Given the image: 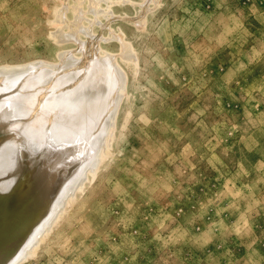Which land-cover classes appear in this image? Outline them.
<instances>
[{
  "label": "rangeland",
  "instance_id": "obj_1",
  "mask_svg": "<svg viewBox=\"0 0 264 264\" xmlns=\"http://www.w3.org/2000/svg\"><path fill=\"white\" fill-rule=\"evenodd\" d=\"M91 53L125 80L106 153L2 264H264V0H0V65Z\"/></svg>",
  "mask_w": 264,
  "mask_h": 264
},
{
  "label": "bare ground",
  "instance_id": "obj_2",
  "mask_svg": "<svg viewBox=\"0 0 264 264\" xmlns=\"http://www.w3.org/2000/svg\"><path fill=\"white\" fill-rule=\"evenodd\" d=\"M63 56L61 61L67 58ZM93 56L89 54L85 66L69 70L75 62L69 66L65 60L62 68L50 63L40 67L45 63L38 61L0 65V93H6L0 99V139L4 137L0 141V264L21 243L22 233H32L34 243L24 241L20 249L27 255L36 253L76 192L71 190L67 200L64 194L76 183L81 190L88 166L95 168L106 153L101 147L102 132L117 115L123 90H117L118 96L115 85L125 80L114 63H105L110 54L105 60L95 56L99 59L93 60Z\"/></svg>",
  "mask_w": 264,
  "mask_h": 264
},
{
  "label": "water",
  "instance_id": "obj_3",
  "mask_svg": "<svg viewBox=\"0 0 264 264\" xmlns=\"http://www.w3.org/2000/svg\"><path fill=\"white\" fill-rule=\"evenodd\" d=\"M20 238H21V240H20V241H22V240H23V238L21 237V235H20Z\"/></svg>",
  "mask_w": 264,
  "mask_h": 264
}]
</instances>
